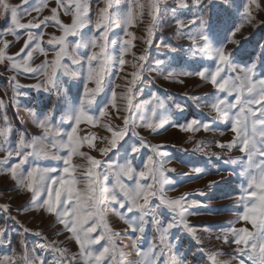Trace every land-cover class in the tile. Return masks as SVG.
Here are the masks:
<instances>
[{"label":"rangeland","instance_id":"obj_1","mask_svg":"<svg viewBox=\"0 0 264 264\" xmlns=\"http://www.w3.org/2000/svg\"><path fill=\"white\" fill-rule=\"evenodd\" d=\"M75 3L85 4L80 21L75 19ZM176 3L0 0V130L7 133L0 137V229L5 240L0 258H12L16 264H24V257L28 264H86L88 257L73 236L76 217L64 216L66 228L57 215L64 210L61 201L72 197L66 204L69 213L80 199L81 214L87 216L83 228L95 226L89 235L104 237L88 245L87 252L99 255L109 248L100 264H151L161 248L157 264L165 259L169 264H212L209 252L218 254L216 264H254L236 250L244 246L235 243L231 230L254 232L256 220L264 219V7L253 6V19L247 21L248 0H202L199 7L187 9ZM11 11L17 13L14 24ZM233 39L237 43H231ZM225 47L230 66L214 78L220 84L231 81L239 92L218 91L197 75L205 71L210 78L219 66L214 51ZM59 51L64 52L61 66L49 87L47 71L38 70H50ZM81 111L90 119L75 124ZM45 119L53 131L40 127ZM160 120L164 126L156 131L145 126H158ZM193 120L201 126L181 130ZM67 133H75V151L65 174L63 159L69 152L62 145ZM34 142L35 151L46 154L28 155ZM137 147L141 150L136 153ZM8 152L14 154L9 157ZM23 155L28 159L14 179L11 168ZM150 156L156 177L149 174L141 180L138 173L148 171ZM161 160L167 181L163 195L180 201L179 210L196 229L195 236L182 224L167 229L173 217H179L161 204L157 192ZM34 167L49 170L46 185L60 176L70 180L57 185L54 193L34 196L18 183L20 175L26 179ZM137 183L152 184L157 192L149 202L154 214L143 218L135 209L127 211L131 205L121 190V185L135 190ZM93 187L98 202L89 199ZM121 201L124 208L119 207ZM192 201L198 206H191Z\"/></svg>","mask_w":264,"mask_h":264},{"label":"snow or ice","instance_id":"obj_2","mask_svg":"<svg viewBox=\"0 0 264 264\" xmlns=\"http://www.w3.org/2000/svg\"><path fill=\"white\" fill-rule=\"evenodd\" d=\"M25 2H27V0H25ZM60 2H62V0H58V3H60ZM201 4H202V0H177L176 6L179 9H187L191 5L199 7ZM74 6L76 7L75 19L77 21H80L82 19V17L84 16V14L86 13L85 4L75 3ZM253 6L256 9H261L262 7H264V5L261 4L260 0H248V6L244 10V15H245V18L247 21H251L253 19V15H252ZM7 12H8V8H7V5L5 4L4 13L7 14ZM16 16H17V13L15 11H11V23L12 24L15 23ZM157 18H158V16H157ZM196 19H197V17L191 19V21L193 23H195ZM202 19H203V17L201 16V20ZM104 23L107 24L108 20H105ZM178 25L180 26V29L182 30L183 29V21L178 22ZM96 27L99 28L100 24L98 23L96 25ZM153 28H155V25L153 26ZM237 31H239V29H237ZM230 42L233 44L237 43V41H235L234 39L231 40ZM125 43L126 42H124V44ZM146 43L148 45H151L152 40L149 39ZM61 45H63V43H61ZM101 51L103 52V51H105V49L102 48ZM123 52H125V53L127 52L126 46L123 48ZM63 53H64L63 51H59L57 53V60H56L55 64L52 65L50 70L47 69V66H42L38 70V72L47 71V75H48L47 84L49 87L54 84V74L57 71V69L61 66L60 58H61ZM214 54L216 57H218V62H219L218 63L219 66L216 68L215 72L211 73L212 75L210 76V78L208 75H206L205 71H201L197 75L202 76V78H205L206 80H209L210 82L214 83V85L217 86L218 91L239 92L240 89H233L232 88L231 81H229L228 84H220V82L214 78L215 74L220 72L223 67L230 66V63H229L230 52L225 47V48L215 50ZM92 59H96V56L94 53H93ZM141 59L145 60L146 57H141ZM65 71L67 72V69H65ZM99 71L102 75L103 74V68H101ZM247 71L254 73V71L250 68L247 69ZM69 75H74V73H69ZM95 75H96V71L93 70V72L91 73V76L95 77ZM36 87L38 89L41 88L40 85H37ZM133 87H134V85H133ZM261 87L264 88V86H261ZM43 90H48V89L43 88ZM88 102L91 103L92 102L91 99H89ZM178 108H179V106H178ZM179 110H182V108H180ZM129 111H131V109H129ZM262 112H264V110H262ZM89 119L90 118L87 117L84 114V112L81 111V112H79V114L75 120V124H78L81 121H87ZM239 119H240V117L238 116L237 120H239ZM47 123H48V120L45 119L44 122L40 123V127L44 128L45 132L53 131L52 129L47 127ZM164 123H165L164 120H160L158 123V126H157V124H153L151 122H149V124H147L145 126L149 127L153 131H156V129L162 128L164 126ZM242 123H243V121H241V124ZM200 126L201 125H199L198 121L193 120L186 127H182L181 130L185 131V130L189 129L190 127H191V130H193L194 127L198 128ZM202 127L205 130H210V126L208 124H204ZM6 134H7L6 131L0 130V137L5 136ZM55 134L57 136L60 135L58 130L55 131ZM74 136H75V133H67V137H68L67 142L62 145L63 147L67 148L68 152H69L67 157L63 159V163H64L65 167L62 169V171L65 174H68L70 172V166L72 164V154L75 151V149L73 147ZM23 144H24V141L21 140L20 146H22ZM36 146L37 145L35 142L32 145H30V147H32L34 149V151H33V153H29L28 155L39 156L41 154H46L43 152V149H41L40 152H36L35 151ZM113 146L115 147V145H113ZM218 146L219 147H228V148L232 147V145H226L225 146V145H221V144ZM140 150L141 149L139 147H137L134 149V152L137 153ZM151 150H152V152L158 151L154 147H151ZM13 154L14 153H12V152H8L9 157H11ZM28 155H23V159H22L21 163L16 164L15 167L11 168V173H12V176L14 179L17 178V171H18V169L21 168V165L23 164V162L28 159ZM213 155L217 156L218 158L220 156V154H217V153H213ZM153 163H154L153 156H150L147 159L148 171L147 172L146 171H140L138 173L139 178L141 180L147 179L149 174H153L154 177H156V173L154 172V170L152 168ZM160 165H161L160 166L161 179H160V188H159V191H157V192L160 195L161 204L166 205L171 211L175 212L176 215L179 217L178 220L176 219V217H173V222L168 224L167 229L171 230L172 228L179 227L182 224L184 229H186L188 232H190L192 235L195 236L196 229L192 228L188 225V223L185 220V212L179 210L180 209V201L179 200H175V201L167 200L163 195V191H164L163 190V184L166 183L167 181H166L165 176H164L165 169L163 167L164 162L162 160L160 161ZM192 170L196 173L201 172L200 169H192ZM48 171L49 170H44V169H39V168L34 167L27 174L26 179L20 175V177L18 179V183H20L21 186L26 187L28 189V191H31L34 196H38L43 191H46L47 194L49 192L54 193L57 185L59 187L63 181L70 180V178L68 176H60L57 179H52L46 185V180H47L46 177H48ZM51 171H55V170L53 169ZM38 173H39V175H37ZM125 174L126 175H132L131 171H126ZM153 182L154 183L156 182L155 178H154ZM152 188H153L152 184H148L147 186H144V185H141L140 183H137L135 190H129V189H126L123 185H121V190L124 193L125 201L130 202V205H131L130 207L127 208V211L130 213L135 209L136 211H139L142 214V218L145 216H148L149 214H154L153 210L151 208H149V202H150V197L157 195V192H153ZM202 195H203V193H202ZM89 199H91L93 201H97V202L100 199V195H99V193L96 192L94 187L91 189V195H90ZM113 199L115 200V197H113ZM125 201L118 202L120 208L125 207ZM144 201H147V202H144ZM67 203H72V197H69L68 199L61 201V204L64 206V210H63V212L57 211V215L65 223L66 228H68V223H67V221L63 220L64 216L74 215L76 217V221L72 225L73 236L78 241V243L80 245V249L82 251V254H84L88 257L86 264H100V262L103 260L105 255L109 253V248L105 247L103 249V251L99 253V255H94V254H89L87 252V246L90 244L99 243V239L104 238L103 235H101L99 237V239H94L89 235V233L95 232L96 227L93 226L92 228H83V225H85L87 223V216H84L81 214V210L84 207V203H82L80 199L76 200L75 207L73 208V211L71 213H69V211L67 210V207H66ZM85 203H87V201H85ZM45 206L46 205H45V201H44L43 204L41 205V207H45ZM191 206H194V207L198 206L197 202L192 201ZM256 206L261 207V205L259 203ZM58 207H60V206L58 205ZM58 207H57V209H58ZM4 211H7V209L5 208ZM242 219L244 221H246L247 217L245 216ZM253 227L255 229L254 232L253 231H247L246 229L242 232L241 230H236L235 228H233L231 230L232 235L234 237H236L235 243L237 245L243 244V246H244L243 248L238 247L236 250L238 252H240L241 255H246L247 259L253 261L254 264H264V240L260 239V234L264 233V219H257L256 222L253 224ZM135 230H137V229H134V231ZM138 231L142 234L144 231V228L140 227V228H138ZM3 234H4V230L0 229V244L5 243V240L3 238ZM37 235H39V234H37ZM163 240H164V238L162 237V243H163ZM225 242L227 243V240H225ZM249 242H251V246H249ZM40 247H45V245H40ZM164 247H167L170 249L171 247H173V245L165 244ZM163 251H164V248H161L160 252L157 253L156 256H153L151 264H157V258L160 255V253H162ZM217 255H218L217 253L209 252V260L212 261V264H216ZM23 261H24V264H28L29 259L27 257H24ZM0 264H16V261L12 258L3 257V258H0ZM41 264H42V261H41ZM113 264H115L114 260H113ZM164 264H169L168 259L164 260Z\"/></svg>","mask_w":264,"mask_h":264}]
</instances>
